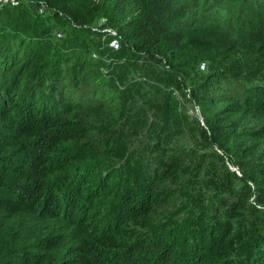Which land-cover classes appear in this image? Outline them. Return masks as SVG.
Instances as JSON below:
<instances>
[{"label":"trees","instance_id":"1","mask_svg":"<svg viewBox=\"0 0 264 264\" xmlns=\"http://www.w3.org/2000/svg\"><path fill=\"white\" fill-rule=\"evenodd\" d=\"M42 1L63 42L0 9V264H264V0L92 1L119 50Z\"/></svg>","mask_w":264,"mask_h":264},{"label":"rangeland","instance_id":"2","mask_svg":"<svg viewBox=\"0 0 264 264\" xmlns=\"http://www.w3.org/2000/svg\"><path fill=\"white\" fill-rule=\"evenodd\" d=\"M100 5V10H104V3L103 0H91V3L89 0H77L75 2L69 3V10L71 12L81 13L84 17L88 16L89 19L84 23L83 27H88L92 30L93 33H98V35L101 37L102 43H107L108 39L112 38H118L117 34L118 31L111 28L108 25V18L101 12H96L95 8H93V2ZM21 6L23 5L24 10L26 11V14L33 15V16H39L40 21L39 24L42 25H51L55 27V36L60 41L63 42L66 37H68L70 34L73 33V26L75 25L72 20H70V17L68 15L62 13L61 17L58 18V16L55 14L54 11L47 8L46 4L42 0H21ZM89 5V6H87ZM23 9V8H22ZM152 5L148 2H144L143 4V12L146 17H149L151 14ZM208 35V34H207ZM199 36H202V31L198 30L195 31L192 35L188 36L187 38L190 41H193L194 39H197ZM119 41V39H118ZM203 70V69H201ZM188 99V98H187ZM183 102L186 103V99H183ZM186 108L189 109L191 115H195L198 118H200V110L198 108H195L193 105L186 103ZM31 135V139H32ZM39 137V136H38ZM41 137V136H40ZM34 139L33 141L37 142L40 140ZM32 141V142H33ZM37 145V144H35ZM3 164L2 171L6 174H10L11 177H15L12 173L13 169V163L10 162V159H4L3 157H0V165ZM231 169L237 170L235 167L231 166ZM16 180L23 183L24 181L20 178H16ZM19 182V183H20ZM24 183L22 184V186ZM14 187H11L10 193L12 196H15L17 194V191L13 190ZM24 188L22 187V190ZM21 192V191H20ZM7 254L5 255L6 258H2L1 264H6L7 261L11 260L7 258ZM26 261V259H25ZM24 264V263H22Z\"/></svg>","mask_w":264,"mask_h":264},{"label":"built area","instance_id":"3","mask_svg":"<svg viewBox=\"0 0 264 264\" xmlns=\"http://www.w3.org/2000/svg\"><path fill=\"white\" fill-rule=\"evenodd\" d=\"M21 0H0V9L4 8L6 6L10 7H18L21 5ZM109 46L114 49V50H119L120 49V43L118 39L114 38L111 40Z\"/></svg>","mask_w":264,"mask_h":264},{"label":"water","instance_id":"4","mask_svg":"<svg viewBox=\"0 0 264 264\" xmlns=\"http://www.w3.org/2000/svg\"><path fill=\"white\" fill-rule=\"evenodd\" d=\"M201 120L203 121V119L201 118Z\"/></svg>","mask_w":264,"mask_h":264}]
</instances>
